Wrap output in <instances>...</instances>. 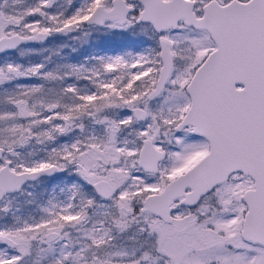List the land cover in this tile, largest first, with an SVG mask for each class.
I'll use <instances>...</instances> for the list:
<instances>
[{"label":"snow or ice","instance_id":"snow-or-ice-1","mask_svg":"<svg viewBox=\"0 0 264 264\" xmlns=\"http://www.w3.org/2000/svg\"><path fill=\"white\" fill-rule=\"evenodd\" d=\"M0 264H264V0H0Z\"/></svg>","mask_w":264,"mask_h":264}]
</instances>
